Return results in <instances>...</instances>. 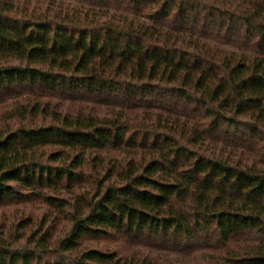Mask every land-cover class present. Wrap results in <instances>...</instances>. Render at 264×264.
Returning a JSON list of instances; mask_svg holds the SVG:
<instances>
[{
    "label": "trees",
    "instance_id": "obj_1",
    "mask_svg": "<svg viewBox=\"0 0 264 264\" xmlns=\"http://www.w3.org/2000/svg\"><path fill=\"white\" fill-rule=\"evenodd\" d=\"M0 264H264V0H0Z\"/></svg>",
    "mask_w": 264,
    "mask_h": 264
},
{
    "label": "rangeland",
    "instance_id": "obj_2",
    "mask_svg": "<svg viewBox=\"0 0 264 264\" xmlns=\"http://www.w3.org/2000/svg\"><path fill=\"white\" fill-rule=\"evenodd\" d=\"M27 211L29 212H34V213H47V214H50V212L46 209V208H42V207H39V206H29L27 209ZM52 227L56 228V224L55 223H51Z\"/></svg>",
    "mask_w": 264,
    "mask_h": 264
}]
</instances>
